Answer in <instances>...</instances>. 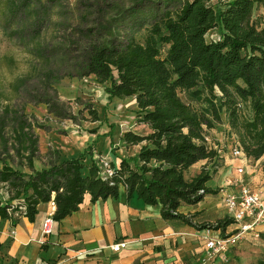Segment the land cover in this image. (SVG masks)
Returning a JSON list of instances; mask_svg holds the SVG:
<instances>
[{
	"label": "trees",
	"instance_id": "1",
	"mask_svg": "<svg viewBox=\"0 0 264 264\" xmlns=\"http://www.w3.org/2000/svg\"><path fill=\"white\" fill-rule=\"evenodd\" d=\"M0 28L37 55L35 72L45 74L48 84L93 77L105 85L108 105L133 98L137 124L151 130L146 137L123 134L128 146L141 150L117 167L112 163L113 176L105 179L91 148L64 162L49 152L47 166L36 169L38 141L22 126L14 147L28 170L2 162V220L34 222L39 206L53 202L60 223L86 195L92 203L117 199L123 186L129 199L160 206L165 221L214 229L222 237L227 227H237L229 216L215 227L197 225L190 220L197 215L181 210L220 192L207 186L213 179L207 169L225 165L234 147L258 163L264 177V0H0ZM39 100L50 114L75 120L54 100ZM89 106L90 122H99ZM221 127L225 135L216 141ZM201 162L206 165L189 176Z\"/></svg>",
	"mask_w": 264,
	"mask_h": 264
},
{
	"label": "crops",
	"instance_id": "2",
	"mask_svg": "<svg viewBox=\"0 0 264 264\" xmlns=\"http://www.w3.org/2000/svg\"><path fill=\"white\" fill-rule=\"evenodd\" d=\"M218 32L214 31L215 34ZM132 107L135 113L127 117V128H118L119 140L117 145L112 144L111 153L116 156L111 154L109 160L116 167L122 159L136 157L142 147L126 145L122 139L125 132L132 131L142 137L151 133L148 127L136 123L138 108L135 101ZM108 133L109 131L104 135ZM90 138L92 137L88 134L82 137L79 134L62 137L52 131L48 134V145L40 150L44 154L52 148L61 154L60 162H63L65 155L67 160H72L84 153V140ZM95 138L97 137L94 136L93 139ZM116 146L120 147L117 149ZM91 149L93 155H102L99 145ZM92 154L86 155L84 176L88 175L92 165ZM205 165L206 162H201L190 172H194V176ZM224 166L219 170V176L214 179L216 186H211L213 190L227 188L231 192L235 191L236 188H231V184L237 169L243 167L246 181L254 191L264 196V177L258 170V163L226 158ZM35 167L38 169L37 165ZM216 197L220 198V205L218 203L215 211L218 213L217 220H222L228 214L221 204V194L218 193ZM189 209L191 213L198 211L192 207H188ZM55 210L53 202L40 205L34 222L20 217L14 224L12 220L4 221L0 218V264H201L205 239L222 237L221 231H198L179 221L163 220L160 206H148L137 196L129 199L123 186L119 187L117 199L92 203L91 197L86 195L76 213L60 223L55 222L53 233L43 237L44 221ZM232 228H226L225 236L233 233L237 227ZM257 230L262 236L261 240L248 237L237 248L236 255L238 258L249 257L252 261L264 264V224ZM122 243L127 246L119 252L111 250V246ZM209 264L223 263L219 259Z\"/></svg>",
	"mask_w": 264,
	"mask_h": 264
},
{
	"label": "rangeland",
	"instance_id": "3",
	"mask_svg": "<svg viewBox=\"0 0 264 264\" xmlns=\"http://www.w3.org/2000/svg\"><path fill=\"white\" fill-rule=\"evenodd\" d=\"M68 1L71 5H76L79 0ZM137 37L141 38L142 35ZM39 63L40 60L37 55L29 54L26 47L20 44L18 36H9L8 32L0 28V168L2 167V162H6L15 170L27 172L25 161L17 154L14 147L19 134L23 133L21 130L22 126L25 129V133H29L38 141L39 153L34 161L38 169L46 167L51 158L49 152L56 151L49 148L47 153L43 152L44 154H42L40 150L44 148V145L45 147L48 145V134L52 131L62 137H72L77 134L81 137L87 134L92 137L90 140H84L86 148L80 156L84 155L88 148L99 145L102 155L96 153V155L94 154L95 156L103 159L112 157V144L117 145L119 140L118 128L123 127L125 130L127 128L125 126L127 117L131 113H135L132 107L134 99H114L108 105L105 85L97 84L93 77L84 79L64 78L59 83L48 84L45 74L35 72L37 68H40ZM40 98L54 100L64 109L66 115L73 116L75 120L58 118L50 114L48 107L40 102ZM89 105L93 107L92 109L98 111L99 122H90ZM141 126L148 127L144 124H141ZM93 131L97 132L93 133ZM108 131L109 133L112 131V137L104 135ZM219 131L218 135L214 134L216 141L225 135L223 127ZM94 136L97 138L93 139ZM101 138L102 142H100ZM120 146L123 145L121 144ZM120 146H116L117 149ZM113 156L116 155L113 154ZM60 158H62L61 154ZM66 158L65 155L63 162L68 161ZM220 165L217 170L212 166L208 167L207 170L213 173V179L208 182V187L216 186L214 179L219 176V170L225 167L223 164ZM201 169L202 167L197 171ZM193 174L194 172L189 174V176ZM2 192L4 193L5 191L0 185V198L2 197ZM206 199L194 208L198 209V211L191 213L190 209L188 210V207H186L187 209L183 208L181 212L184 214L188 213L187 215L190 217L197 215L194 218H190L197 225L215 227L219 221L217 220L218 213L215 211L218 209L217 205L220 202V198L216 197V195H208ZM245 241L243 240L231 250L229 264H263L252 261V258L249 257H237V248Z\"/></svg>",
	"mask_w": 264,
	"mask_h": 264
},
{
	"label": "built area",
	"instance_id": "4",
	"mask_svg": "<svg viewBox=\"0 0 264 264\" xmlns=\"http://www.w3.org/2000/svg\"><path fill=\"white\" fill-rule=\"evenodd\" d=\"M210 39L217 41L219 37L218 35H212ZM225 157L234 160L242 159L249 161L239 147H234ZM95 160L98 161L102 170V176L105 179L112 178L114 173L111 165L112 162L109 159H103L97 156H95ZM231 188H236V190L231 192L227 188H222L219 193L221 194L222 206L226 209L228 216L237 225L236 232L233 231V233L219 238L207 237L205 239V251L201 259V264H209L219 259L223 264H229L230 253L234 247L248 237L260 239V232L257 229L264 224V196L262 193L254 191L246 181L245 168L243 167L237 169ZM1 194L2 198L5 197L3 200H6L7 196L5 193L2 192ZM20 212L24 213L25 208H20ZM19 213L16 214V217H19ZM54 213L49 214L44 221L42 229L43 237L50 236L53 233L55 225ZM126 246V243H122L113 245L110 248L113 252L117 253Z\"/></svg>",
	"mask_w": 264,
	"mask_h": 264
}]
</instances>
